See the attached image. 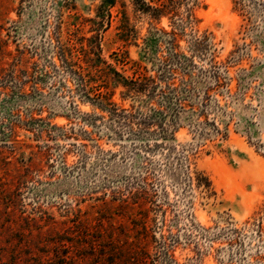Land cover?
Listing matches in <instances>:
<instances>
[{"label": "rangeland", "instance_id": "1", "mask_svg": "<svg viewBox=\"0 0 264 264\" xmlns=\"http://www.w3.org/2000/svg\"><path fill=\"white\" fill-rule=\"evenodd\" d=\"M173 32L192 107L136 136L57 70L60 34L99 43L101 92L154 117L112 70L157 75ZM0 264H264V0L159 18L135 0H0Z\"/></svg>", "mask_w": 264, "mask_h": 264}, {"label": "trees", "instance_id": "2", "mask_svg": "<svg viewBox=\"0 0 264 264\" xmlns=\"http://www.w3.org/2000/svg\"><path fill=\"white\" fill-rule=\"evenodd\" d=\"M156 1L159 4H155L153 0H135V6L138 11L151 14L155 18L170 14L177 16V9L180 7L182 0ZM115 2L116 0H105V7L114 6ZM60 35L55 45V56L60 62V66L58 69L54 67L64 74L73 76L77 80L78 90L84 94V97L105 110L110 119L119 127L125 129L130 136L139 135L142 131L150 128L151 122H160L158 117L162 118L166 110H174L173 113L178 110L185 111V105H189L187 104L188 97L184 93H190V82L185 77L177 78L176 72L194 65L191 58L183 57L175 52L177 49V34L175 32L170 34L173 52L162 62L160 72L157 75L125 80L122 83V76L112 70L114 83L122 85L126 89L123 92V97H144V100L159 105V108L153 109L154 117H142L138 111L129 112L121 109L112 101L114 95L112 91L101 92L103 87L108 90L107 86L98 85V78L101 79L102 76L96 77L89 72V69L97 70L98 73L104 72L103 65L111 69V66L107 65L102 58L99 43L90 44V51L79 50L72 39L64 41ZM198 46L199 42L193 43V47L197 48ZM78 53H82L83 57L81 58ZM178 79L179 84L177 85L176 81ZM189 106L192 107V105ZM137 120L139 122H136ZM135 126H138L139 130H135ZM159 128L163 129V132L166 131L162 123L159 124Z\"/></svg>", "mask_w": 264, "mask_h": 264}]
</instances>
